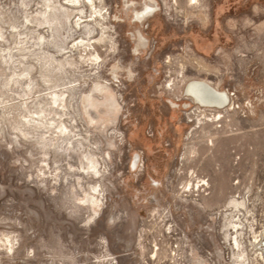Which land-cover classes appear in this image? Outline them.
<instances>
[{
	"label": "rangeland",
	"instance_id": "obj_1",
	"mask_svg": "<svg viewBox=\"0 0 264 264\" xmlns=\"http://www.w3.org/2000/svg\"><path fill=\"white\" fill-rule=\"evenodd\" d=\"M198 2L0 0V264H264V0Z\"/></svg>",
	"mask_w": 264,
	"mask_h": 264
},
{
	"label": "bare ground",
	"instance_id": "obj_2",
	"mask_svg": "<svg viewBox=\"0 0 264 264\" xmlns=\"http://www.w3.org/2000/svg\"><path fill=\"white\" fill-rule=\"evenodd\" d=\"M188 4L198 6L199 2L198 0H188ZM186 93L191 94L194 97V100L196 99L198 102L209 106L221 107L228 100V95L225 92L216 90L215 88L207 84L205 80H193L188 82L186 86Z\"/></svg>",
	"mask_w": 264,
	"mask_h": 264
}]
</instances>
